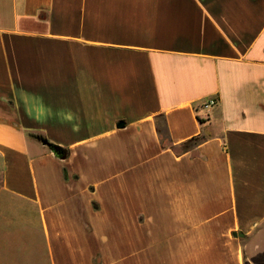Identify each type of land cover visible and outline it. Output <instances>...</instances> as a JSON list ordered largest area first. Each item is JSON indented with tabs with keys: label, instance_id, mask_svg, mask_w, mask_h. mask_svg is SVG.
Wrapping results in <instances>:
<instances>
[{
	"label": "crops",
	"instance_id": "obj_1",
	"mask_svg": "<svg viewBox=\"0 0 264 264\" xmlns=\"http://www.w3.org/2000/svg\"><path fill=\"white\" fill-rule=\"evenodd\" d=\"M0 186L51 264H264V0H0Z\"/></svg>",
	"mask_w": 264,
	"mask_h": 264
},
{
	"label": "rangeland",
	"instance_id": "obj_2",
	"mask_svg": "<svg viewBox=\"0 0 264 264\" xmlns=\"http://www.w3.org/2000/svg\"><path fill=\"white\" fill-rule=\"evenodd\" d=\"M0 264H51L36 209L1 186Z\"/></svg>",
	"mask_w": 264,
	"mask_h": 264
},
{
	"label": "water",
	"instance_id": "obj_3",
	"mask_svg": "<svg viewBox=\"0 0 264 264\" xmlns=\"http://www.w3.org/2000/svg\"><path fill=\"white\" fill-rule=\"evenodd\" d=\"M40 141L42 142V144L46 147H48V149L54 154L55 157L61 159V160H65L67 157L66 151L64 149H62L61 147L51 143L48 139L46 138H40Z\"/></svg>",
	"mask_w": 264,
	"mask_h": 264
},
{
	"label": "built area",
	"instance_id": "obj_4",
	"mask_svg": "<svg viewBox=\"0 0 264 264\" xmlns=\"http://www.w3.org/2000/svg\"><path fill=\"white\" fill-rule=\"evenodd\" d=\"M215 105H216V100H215V99H210V100H208V101L205 103L204 107H205V108H209V107H213V106H215Z\"/></svg>",
	"mask_w": 264,
	"mask_h": 264
}]
</instances>
